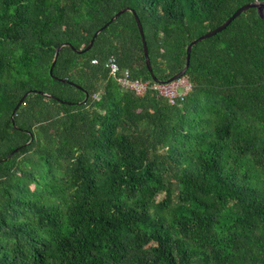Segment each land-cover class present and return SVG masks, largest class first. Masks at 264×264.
Wrapping results in <instances>:
<instances>
[{
    "label": "trees",
    "instance_id": "16d2710c",
    "mask_svg": "<svg viewBox=\"0 0 264 264\" xmlns=\"http://www.w3.org/2000/svg\"><path fill=\"white\" fill-rule=\"evenodd\" d=\"M252 1L0 0V264H264L258 9L193 46L173 102L110 72L154 81L132 10L79 52L130 7L166 82Z\"/></svg>",
    "mask_w": 264,
    "mask_h": 264
},
{
    "label": "water",
    "instance_id": "95a60500",
    "mask_svg": "<svg viewBox=\"0 0 264 264\" xmlns=\"http://www.w3.org/2000/svg\"><path fill=\"white\" fill-rule=\"evenodd\" d=\"M252 7H256L260 13V15L264 18V1H260V0H255V1H252V2H249V3H246L242 6H240L230 17H228L221 25L217 26L216 28L208 31L207 33L199 36L198 38L194 39L187 47V60H186V64L184 66V68L178 72L177 74H175L174 76H172L169 80H167L168 82H171V81H174L182 76H184L186 74V72L188 71L189 69V66H190V59H191V52H192V48L193 46L198 43L199 41H202L204 39H207L215 34H217L218 32L224 30L236 17H238L239 15H241L243 12L247 11L248 9L252 8ZM129 10H132L136 16V20H137V23H138V26H139V29H140V32H141V35H142V40H143V46H144V53H145V56H146V60H147V66L152 74V78L154 81L156 82H161V79H159L155 74H154V70H153V67H152V63H151V59H150V55H149V48H148V44H147V41H146V37H145V33H144V28H143V25L141 23V20L137 14V12L130 8V7H125V8H122L121 10H119L103 27H101L99 30L96 31V33L94 34V37L92 38L90 44L85 47L84 49L82 50H79V52H86L88 51L94 44V41H95V38L98 36V34L105 28L107 27L109 24H111L112 22H114L116 20V18L118 16H120L122 13H124L125 11H129ZM68 45H71V44H68ZM63 47V45H61L60 47L57 48V51H56V55H55V58H54V61H53V64H52V67H51V74H53V68L57 62V59H58V56H59V52H60V49ZM63 80V79H62ZM65 80V79H64ZM66 81V80H65ZM32 92H37V90H29L28 92H26L23 97L20 99V101L18 102V104L15 106L14 110H13V113H12V119H14L16 113H17V110L19 109L20 105L22 104V102L24 101V99ZM40 93H43L42 91H40ZM88 97V94L86 96V99Z\"/></svg>",
    "mask_w": 264,
    "mask_h": 264
},
{
    "label": "built area",
    "instance_id": "2783aa9c",
    "mask_svg": "<svg viewBox=\"0 0 264 264\" xmlns=\"http://www.w3.org/2000/svg\"><path fill=\"white\" fill-rule=\"evenodd\" d=\"M107 63L111 74L116 77L118 82L124 87L135 90L139 95H144L151 88L167 96L173 102L177 96L184 95L192 87L185 75L171 82L145 81L132 78L131 71L123 69L114 57H110Z\"/></svg>",
    "mask_w": 264,
    "mask_h": 264
}]
</instances>
